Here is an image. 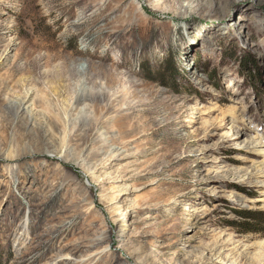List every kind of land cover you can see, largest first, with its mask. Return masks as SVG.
<instances>
[{"label": "rangeland", "instance_id": "rangeland-1", "mask_svg": "<svg viewBox=\"0 0 264 264\" xmlns=\"http://www.w3.org/2000/svg\"><path fill=\"white\" fill-rule=\"evenodd\" d=\"M262 200L264 0H0V264H264Z\"/></svg>", "mask_w": 264, "mask_h": 264}, {"label": "trees", "instance_id": "trees-1", "mask_svg": "<svg viewBox=\"0 0 264 264\" xmlns=\"http://www.w3.org/2000/svg\"><path fill=\"white\" fill-rule=\"evenodd\" d=\"M242 216H244V219L256 222V221L260 220L261 216H263V215H261L260 213H256V212H254V213L245 212L242 214Z\"/></svg>", "mask_w": 264, "mask_h": 264}, {"label": "bare ground", "instance_id": "bare-ground-1", "mask_svg": "<svg viewBox=\"0 0 264 264\" xmlns=\"http://www.w3.org/2000/svg\"><path fill=\"white\" fill-rule=\"evenodd\" d=\"M32 114H33V111L32 110H28V115H29V117H28V123L30 122V124H31V118H32ZM240 201L242 202V203H247V201H248V199H246L245 197H242L241 199H240ZM263 204H262V208H264V200H262L261 201ZM121 212V210L119 211V213Z\"/></svg>", "mask_w": 264, "mask_h": 264}]
</instances>
